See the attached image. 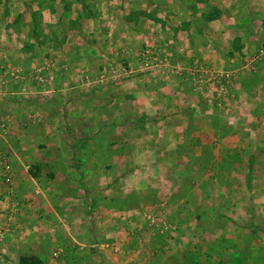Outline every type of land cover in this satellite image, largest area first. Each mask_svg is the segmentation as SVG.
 <instances>
[{"label":"rangeland","instance_id":"1","mask_svg":"<svg viewBox=\"0 0 264 264\" xmlns=\"http://www.w3.org/2000/svg\"><path fill=\"white\" fill-rule=\"evenodd\" d=\"M263 57L264 0H0V193L39 201L25 240L49 264H264V188L227 156L259 139Z\"/></svg>","mask_w":264,"mask_h":264},{"label":"crops","instance_id":"2","mask_svg":"<svg viewBox=\"0 0 264 264\" xmlns=\"http://www.w3.org/2000/svg\"><path fill=\"white\" fill-rule=\"evenodd\" d=\"M261 67L264 68V57L262 58ZM261 71L262 72L258 77L259 80H258L257 93L253 94L254 96H252L250 100L248 101V104L253 107L252 109H253V112L255 113L253 116H250V117L252 118L253 122L256 124V128L258 129L254 136L256 138L259 137V139L256 140L252 148L251 147L249 148V152L248 154L246 152L245 157H241V156L234 157V155L231 153L233 152L232 148H234L235 145L233 146L226 145V140L231 138L230 135L221 137L222 141L227 146L226 149L229 148L232 150L229 152V154H227L228 158H237L240 165H242V168L251 166V168L253 169L256 175V178H252V180H249V181L248 180L246 181L244 179V181L246 182V184L248 182L250 184L252 181L253 184L257 187V189L264 188V69H262ZM245 87L246 86L244 85V82H242V84L239 87L242 94H244L243 95L244 97L246 96L245 95L246 92L244 89ZM240 104H241V100H240ZM251 134L252 133H250V135ZM235 160L236 159H234L233 161ZM233 161H231L230 164ZM1 171L2 172H0V187L3 183L2 180L4 179V176H7L5 171H3L2 169ZM12 183H13V179H12ZM262 194H264V192H262ZM4 196L5 195L3 194H1L0 196V218L4 219L6 223V219H8L10 213L15 216H14V219H9L11 221L8 220V222L5 224V228H3L2 227L3 225H1L0 223V264H14V263L17 264L18 257L25 256V255L27 256L28 255L29 256L30 255H33V256L40 255V257H42L44 255L43 251L47 248V245H45L46 246L45 249L40 248V247H34V246H31V244L25 240L26 237L29 238V237H32V235L35 236L37 235V233L38 235L41 234V232L38 231L35 225L30 226L29 223H27L26 221L29 215L35 214L36 211L33 212V210L36 209L35 208L36 204L39 201L35 200L36 203H34V200H33L34 198H31L32 196L31 197L29 196V198L26 197L28 203H25L24 205H22L21 211H19V208L17 209L16 206H13V208L11 209L12 212H10V207L13 205L14 201L11 200L10 197L6 198ZM39 200L43 204L44 202L47 201L46 197H41V199ZM6 202L9 204L4 205L6 204ZM28 207L31 210L27 213ZM50 227H52V224H50ZM52 229L53 228H50V230L48 231L50 235H52L51 234L53 232ZM37 236L35 237V239L37 238ZM53 242H54V237L50 238V243H53ZM187 249L189 250L190 247L188 246ZM237 258H239V256ZM49 261L50 260L48 257L43 256L42 263L49 264ZM202 263L209 264L207 260L200 262V259H199L198 264H202ZM229 263L230 261H228V263L220 262L218 264H229ZM183 264H193V261L192 260L186 261L185 259V262ZM194 264H195V261H194Z\"/></svg>","mask_w":264,"mask_h":264},{"label":"trees","instance_id":"3","mask_svg":"<svg viewBox=\"0 0 264 264\" xmlns=\"http://www.w3.org/2000/svg\"><path fill=\"white\" fill-rule=\"evenodd\" d=\"M35 262H36V258L34 257H30L29 259L28 257L27 258L21 257L19 264H35Z\"/></svg>","mask_w":264,"mask_h":264},{"label":"built area","instance_id":"4","mask_svg":"<svg viewBox=\"0 0 264 264\" xmlns=\"http://www.w3.org/2000/svg\"><path fill=\"white\" fill-rule=\"evenodd\" d=\"M1 127L4 128L5 127L4 124H2Z\"/></svg>","mask_w":264,"mask_h":264}]
</instances>
